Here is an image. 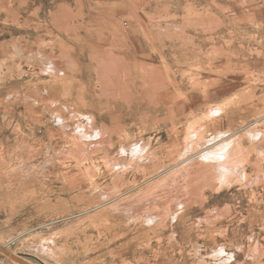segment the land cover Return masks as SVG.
<instances>
[{
	"label": "rangeland",
	"instance_id": "rangeland-1",
	"mask_svg": "<svg viewBox=\"0 0 264 264\" xmlns=\"http://www.w3.org/2000/svg\"><path fill=\"white\" fill-rule=\"evenodd\" d=\"M0 249L264 264V0H0Z\"/></svg>",
	"mask_w": 264,
	"mask_h": 264
},
{
	"label": "water",
	"instance_id": "water-1",
	"mask_svg": "<svg viewBox=\"0 0 264 264\" xmlns=\"http://www.w3.org/2000/svg\"><path fill=\"white\" fill-rule=\"evenodd\" d=\"M12 258H13V259H15V260L21 261V260H19V259L15 258V257H12Z\"/></svg>",
	"mask_w": 264,
	"mask_h": 264
},
{
	"label": "bare ground",
	"instance_id": "bare-ground-1",
	"mask_svg": "<svg viewBox=\"0 0 264 264\" xmlns=\"http://www.w3.org/2000/svg\"><path fill=\"white\" fill-rule=\"evenodd\" d=\"M107 67H108V65H107ZM107 67H106V68H107ZM3 249H4V248H3ZM0 250H1V249H0ZM2 251H3V250H2Z\"/></svg>",
	"mask_w": 264,
	"mask_h": 264
}]
</instances>
